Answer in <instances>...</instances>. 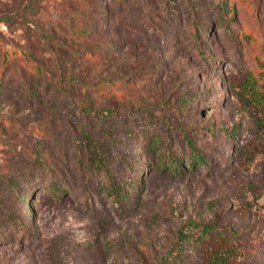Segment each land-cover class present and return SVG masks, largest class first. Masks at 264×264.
<instances>
[{"label": "rangeland", "instance_id": "1", "mask_svg": "<svg viewBox=\"0 0 264 264\" xmlns=\"http://www.w3.org/2000/svg\"><path fill=\"white\" fill-rule=\"evenodd\" d=\"M28 2L0 0V264H156L204 224L177 264H264V0Z\"/></svg>", "mask_w": 264, "mask_h": 264}, {"label": "trees", "instance_id": "2", "mask_svg": "<svg viewBox=\"0 0 264 264\" xmlns=\"http://www.w3.org/2000/svg\"><path fill=\"white\" fill-rule=\"evenodd\" d=\"M33 0H29L28 5L31 4ZM1 9V8H0ZM21 11L19 9L13 11V12H2L0 10V22L8 23L10 24L13 20V17L16 15H19ZM86 110L88 109L87 106L84 107ZM189 146V157L191 158V162H200L204 158L202 154L198 151L197 147L193 143V141L188 138L186 140ZM175 167H177L178 163L174 162ZM114 196H121L124 197L128 193V188L126 187H121L120 190L115 187L111 190L113 191ZM120 192V193H119ZM117 199V198H116ZM116 202L121 205V201L119 199L116 200ZM195 229V234H191V229ZM215 231H217V227L215 224H204V225H185L182 226L179 231H178V237L175 239V241L172 244V248L169 250L167 254H164L161 258L157 259L156 264H177V259L176 255H178V249L181 247V245L187 243V242H192L194 245H199L203 240L209 239V237L212 236V234L215 235ZM218 233V232H217Z\"/></svg>", "mask_w": 264, "mask_h": 264}]
</instances>
